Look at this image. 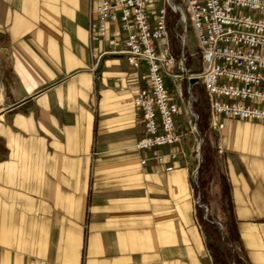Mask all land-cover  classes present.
Listing matches in <instances>:
<instances>
[{"label": "crops", "instance_id": "obj_1", "mask_svg": "<svg viewBox=\"0 0 264 264\" xmlns=\"http://www.w3.org/2000/svg\"><path fill=\"white\" fill-rule=\"evenodd\" d=\"M88 25V0H0V264H214L182 94L185 156L159 162L176 146L136 148L144 81L124 56L93 57ZM218 120L210 142L240 246L264 264V123Z\"/></svg>", "mask_w": 264, "mask_h": 264}, {"label": "built area", "instance_id": "obj_2", "mask_svg": "<svg viewBox=\"0 0 264 264\" xmlns=\"http://www.w3.org/2000/svg\"><path fill=\"white\" fill-rule=\"evenodd\" d=\"M88 15L89 41L99 44L90 47L91 55L124 56L133 76L145 83L134 97L143 122L137 149L176 146L155 153L159 162L185 156L175 120L181 109L172 95L174 88L182 94V79L187 92L199 84L206 91L210 128L223 127L219 116L264 123V0H88ZM170 18L176 19L178 52L170 39ZM188 27L201 55L199 71L186 66ZM190 131L197 132L196 123Z\"/></svg>", "mask_w": 264, "mask_h": 264}, {"label": "rangeland", "instance_id": "obj_3", "mask_svg": "<svg viewBox=\"0 0 264 264\" xmlns=\"http://www.w3.org/2000/svg\"><path fill=\"white\" fill-rule=\"evenodd\" d=\"M175 21L176 19H174L170 24V28H171L170 29V39L173 44L174 51L178 52L180 49V45L177 43L176 39L174 38V33L172 29V27L175 24ZM186 33H187V51L185 52L186 66L190 68L192 71H199L201 70V55L197 48L195 36L193 32L191 31V28L189 27ZM182 80H185V79H182ZM169 86L172 89L174 88L172 84H170ZM180 86L179 88L182 91L181 93H182L183 101L185 105L187 106L186 108L188 109V111H190L189 113L190 118L188 121L189 129L191 125L195 123L197 125V132H193L197 140L195 154L197 156L198 144L200 142V138H202V143H201V148H200L201 162H202L203 142H205V145L209 149V152L213 156V160H214V162L209 168L208 176L211 177V181L209 182L207 188L202 189L200 187V182L197 177L199 168L197 169L196 172L194 171L192 173L191 186H192V192L194 196V206L196 208L195 215H196L197 221L200 223V218H202L203 220H208V212H210V215L212 216L213 220H209V221L216 224V226L220 229V231L223 232L222 218H225V219L228 218V204L222 195L220 178H218L217 176L219 173L218 174L212 173L213 171L218 170L219 160H218V157L216 156V151L210 142L211 137L209 135L210 134L209 99L206 94V91L204 90L201 84H199L198 86H194L188 92L187 90L184 91V89L186 88V83L184 84L182 82ZM189 96H191L190 102H189L190 100ZM200 121H202L203 123V126H204L203 130L200 129ZM196 162L198 164V156H197ZM205 178L207 179V177ZM204 196L206 197V200H204ZM197 201H199V203H202L204 205L199 206ZM228 246L232 247L231 244H228ZM207 247H208V242H207ZM208 250L210 251L212 255V261L214 264H223L220 262L216 263L213 257V251L209 247H208ZM228 264H236V262L234 261L233 258H231Z\"/></svg>", "mask_w": 264, "mask_h": 264}, {"label": "trees", "instance_id": "obj_4", "mask_svg": "<svg viewBox=\"0 0 264 264\" xmlns=\"http://www.w3.org/2000/svg\"><path fill=\"white\" fill-rule=\"evenodd\" d=\"M171 22L172 19L170 18L169 23L171 24ZM203 128V123L202 121H200V129L203 130ZM213 162V156L209 152V149L205 145V142H203L202 162L200 164L197 175L200 182V187L202 189L207 188L209 182L211 181V177L208 176V172ZM212 173H219L217 176L218 178H220L222 195L228 204V218H222L223 232L220 231L216 224L209 221L213 220L210 212H208V220H203L202 218H200V224L206 236L208 247L213 251V257L216 263L220 262L223 264H228L230 262V259L233 258L236 264H247L244 253L240 246L239 235L232 215V205L228 183L220 168V165L218 167V170H215ZM205 177H207V179ZM204 200H206L205 196ZM228 244H231L232 247L228 246Z\"/></svg>", "mask_w": 264, "mask_h": 264}, {"label": "water", "instance_id": "obj_5", "mask_svg": "<svg viewBox=\"0 0 264 264\" xmlns=\"http://www.w3.org/2000/svg\"><path fill=\"white\" fill-rule=\"evenodd\" d=\"M194 81H195V79H191V80H190V83H192V82H194ZM201 143H202V138H200V142H199V144H198V153H197V156H198V164H197V168H196L195 172L197 171V169L199 168L200 163H201V152H200ZM197 203L199 204V206L204 205V204H202V203H199V201H197Z\"/></svg>", "mask_w": 264, "mask_h": 264}]
</instances>
